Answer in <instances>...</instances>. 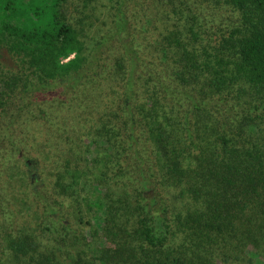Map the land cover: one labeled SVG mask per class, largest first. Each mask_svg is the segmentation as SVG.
Returning <instances> with one entry per match:
<instances>
[{
	"label": "trees",
	"instance_id": "obj_1",
	"mask_svg": "<svg viewBox=\"0 0 264 264\" xmlns=\"http://www.w3.org/2000/svg\"><path fill=\"white\" fill-rule=\"evenodd\" d=\"M69 1L0 0V52L22 59L13 77L0 72V120L12 92L20 110L9 119L22 122L19 132L35 123L42 144L23 172L34 187L27 197L15 194L13 176L1 181L0 264H78L63 253L75 246L71 221H52L64 203L41 208L50 163L55 188L79 210L98 218L114 203L125 212L133 236L155 253L145 264H189L170 251L185 216L168 190L194 200L187 226L199 227L208 217L199 208L220 206L217 192L264 193V0H135L126 19L123 2L89 49L90 17L72 18ZM216 9L235 15L225 30L210 25ZM47 213L51 227L40 225ZM38 228L62 230L61 241L49 249Z\"/></svg>",
	"mask_w": 264,
	"mask_h": 264
},
{
	"label": "rangeland",
	"instance_id": "obj_2",
	"mask_svg": "<svg viewBox=\"0 0 264 264\" xmlns=\"http://www.w3.org/2000/svg\"><path fill=\"white\" fill-rule=\"evenodd\" d=\"M84 0H70L65 10L77 21L85 18L86 33L88 35L87 49L93 48L95 42L111 31L114 25V19H119V8L125 2L124 8L121 9L122 16L125 14L129 17L127 10L128 5H136L135 0H96L88 9L83 8ZM206 4L204 9L206 12ZM207 14V12H206ZM211 19L210 25L220 26L225 30L230 21L228 17L235 15H224L220 9L209 13ZM125 30L123 33L125 35ZM86 55H90L86 50ZM90 58V57H89ZM21 58L11 55L7 49L0 52V72L13 77L10 71L21 65ZM3 98V97H2ZM19 97L12 95L7 97L3 102V113L0 120V188L2 189V180L5 177L13 176L16 183L13 186L15 194L23 197L28 195V190L34 189L31 185L25 186L23 172L27 170V160H32L42 149L40 133L36 124H30L28 127L24 125V130L19 132L17 125L9 118L18 115ZM24 124V123H23ZM45 129L43 128V138L45 139ZM103 147V142L99 143ZM16 149V150H15ZM19 155H23L20 174L15 175L13 167H16ZM4 157H9L12 171L5 167ZM32 158V159H29ZM14 162V164H12ZM32 165V164H31ZM34 166V165H33ZM32 166V167H33ZM58 171L56 166L49 164L45 171L43 180L49 187L45 190L47 200L41 204V208L45 210V206L53 205L54 202L64 203L65 207L57 205L56 219L57 226L71 221V230L66 232V238L73 237L75 246L66 244L63 253L71 258L72 262L78 264H145L147 259H151L155 254L152 249L142 245L132 234L131 226L125 212L113 203V209L108 211L104 209L101 217H95L94 212L88 213L86 208L79 210L73 199L61 194L55 188V173ZM22 172V173H21ZM37 173L36 167L33 169ZM35 188H41V183H37ZM104 191V190H103ZM170 196L174 198L172 201L174 211L185 216V220L177 225L175 236L169 244L170 251H174L183 255L189 264H242L249 261L251 264H264V193L260 195L242 193V188L228 190L227 192H217V203L220 206H203L199 210L208 216L203 220L202 227L197 224L187 226L188 215L197 209V205L190 197L182 199L175 190H168ZM5 193L0 191V200L5 201L3 196ZM14 194L10 192L8 199ZM205 195V194H204ZM117 196V194H116ZM15 198V195L13 196ZM7 201V199H6ZM11 202H5L6 206H13ZM54 206V205H53ZM117 210V212H116ZM82 211L81 213H79ZM219 215V216H218ZM41 215L40 225L51 227L50 214ZM217 217H219L217 219ZM50 219V220H49ZM206 224L219 226L217 231L206 227ZM40 232L43 231L38 228ZM49 249L53 248L54 242H60L62 239V230L55 235L46 230L43 235Z\"/></svg>",
	"mask_w": 264,
	"mask_h": 264
},
{
	"label": "flooded vegetation",
	"instance_id": "obj_3",
	"mask_svg": "<svg viewBox=\"0 0 264 264\" xmlns=\"http://www.w3.org/2000/svg\"><path fill=\"white\" fill-rule=\"evenodd\" d=\"M30 164V162H28Z\"/></svg>",
	"mask_w": 264,
	"mask_h": 264
}]
</instances>
